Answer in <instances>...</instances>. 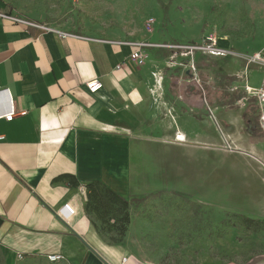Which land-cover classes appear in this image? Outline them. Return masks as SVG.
<instances>
[{
  "label": "crops",
  "instance_id": "0c3cea01",
  "mask_svg": "<svg viewBox=\"0 0 264 264\" xmlns=\"http://www.w3.org/2000/svg\"><path fill=\"white\" fill-rule=\"evenodd\" d=\"M11 17L0 1V89L12 94L17 113L27 112L0 120V244L11 255L50 261L48 256L60 254L59 264H152L109 237L102 207H86L93 182L130 207L175 193L264 223V139H254L251 130L242 134L243 116L223 111L221 99L206 104L201 95L193 97L196 86L185 88V98H171L166 89L160 96L150 52L167 48H147L150 56L137 65L130 60L134 39ZM193 58L200 71L208 67ZM252 66L262 67L249 70L251 85L259 86L252 83ZM203 77L202 85L221 87L223 76ZM94 79L103 88L90 93L86 83ZM9 109L10 96L1 91L0 114ZM227 143L253 161L223 166ZM66 205L74 214L64 215ZM146 227L141 215L131 216L128 232ZM198 264H264V253L239 263Z\"/></svg>",
  "mask_w": 264,
  "mask_h": 264
},
{
  "label": "rangeland",
  "instance_id": "374dc122",
  "mask_svg": "<svg viewBox=\"0 0 264 264\" xmlns=\"http://www.w3.org/2000/svg\"><path fill=\"white\" fill-rule=\"evenodd\" d=\"M0 1L13 16L91 35H118L137 42L150 40L191 46H203L209 43V37H216L218 45L226 50L224 55L208 51L194 54L197 64H208V67L200 66L201 71L198 67L199 79L204 80L203 75L207 76L206 80L223 76L221 87L215 89L203 84L207 101L211 103V98L215 97L221 99L223 111L243 116L239 127L242 134L251 130L254 139H264V129L255 121L256 105L252 98L244 99L243 80L239 77L246 71L241 55L264 51V0ZM181 51L151 50L159 95L166 89L171 98H185L190 95L185 88L196 86L198 92L192 94L193 97H203L198 81L187 72L194 58ZM199 55L202 59L197 57ZM263 72L262 68L252 66V83L260 85ZM235 85H239L238 90L232 89ZM247 113L250 118L246 117ZM232 133H238V128H233ZM222 149L223 166L247 161L235 152L234 145L227 143ZM250 160L247 162L253 161ZM223 180L228 182L225 177ZM130 209L131 216L143 217L147 231L129 234L127 230L120 235L114 229L108 235L127 243L133 252L152 264H198L202 260L239 263L264 253V223L255 231L224 209L205 208L175 193H160L155 198L133 204ZM0 264L59 263L42 258L19 259L0 244Z\"/></svg>",
  "mask_w": 264,
  "mask_h": 264
},
{
  "label": "built area",
  "instance_id": "2783aa9c",
  "mask_svg": "<svg viewBox=\"0 0 264 264\" xmlns=\"http://www.w3.org/2000/svg\"><path fill=\"white\" fill-rule=\"evenodd\" d=\"M1 15L6 16L4 14H1ZM11 18L18 23H23V24H27V25H34L35 24L34 22H32L30 20H26V19L19 18L16 16H13ZM44 29L49 30V31L54 30V28H50V27H44ZM208 40H209V43L205 44L203 46L202 45H192L191 46V45H181V44L180 45L179 44H154V43L145 42V41L133 42L132 44L135 46V50L130 55V60L133 61L134 63H136L137 65L145 64L146 60L149 57V54L146 51V49L147 48H155V47L156 48H170V49H176V50H182V51L185 50L184 51L185 55L191 54L192 57L196 51H208V52H211L213 54H222V55H224L226 53L225 49L219 48L217 46V38L216 37H209ZM241 58L245 61V67H246L245 75L239 76L243 80V85L241 87H243L245 94H246L244 99H248V98L255 99V101L257 102V104L260 108V124L264 128V72H263V76L261 78V82H260L259 86L251 85L250 78H249V70H250L251 65L256 64V65L261 66L264 69V52L263 51H257L251 55L250 54H242ZM189 71L191 72L193 79L198 81L200 89L202 90L203 100L207 104L208 101L206 98L205 88L201 84L200 79L198 78V73H197L198 68H197V65L193 62V60H192L191 64L189 65ZM86 87L90 93H97L98 91H100L103 88V83L99 79H94L92 81L87 82ZM232 89L238 90L239 85H235ZM1 91H5L9 94V96H10V109L8 112L0 114V120L4 119L6 121H13L17 115H26V113H27L26 111L21 112L20 114L16 112L15 104H14V98L8 89H6V90L0 89V92ZM210 113L212 116H214L212 111H210ZM176 139L183 140L184 137H181V135H177ZM62 212L64 213L65 216H68V215L74 214V209L69 208L66 205L62 208ZM17 257L19 259L24 258V256L22 254H18ZM48 259L51 262H57V261H61L63 259V257L60 254H53V255L48 256ZM124 260H126V258Z\"/></svg>",
  "mask_w": 264,
  "mask_h": 264
},
{
  "label": "trees",
  "instance_id": "16d2710c",
  "mask_svg": "<svg viewBox=\"0 0 264 264\" xmlns=\"http://www.w3.org/2000/svg\"><path fill=\"white\" fill-rule=\"evenodd\" d=\"M88 202L86 207L92 206L96 209L102 207L104 209V215L102 219L108 226V232L117 229L120 235H124L130 224V201L126 200L119 194L115 193L106 186L99 182H93L88 185ZM234 216L242 219L244 224L255 231L262 228L263 221L251 219L242 215L235 214ZM115 219L114 223L110 220Z\"/></svg>",
  "mask_w": 264,
  "mask_h": 264
},
{
  "label": "bare ground",
  "instance_id": "6f19581e",
  "mask_svg": "<svg viewBox=\"0 0 264 264\" xmlns=\"http://www.w3.org/2000/svg\"><path fill=\"white\" fill-rule=\"evenodd\" d=\"M217 46H218L219 48H221V47L218 45V42H217Z\"/></svg>",
  "mask_w": 264,
  "mask_h": 264
}]
</instances>
